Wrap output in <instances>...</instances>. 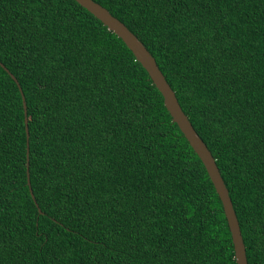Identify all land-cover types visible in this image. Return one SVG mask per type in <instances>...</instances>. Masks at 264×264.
I'll list each match as a JSON object with an SVG mask.
<instances>
[{
  "label": "trees",
  "instance_id": "1",
  "mask_svg": "<svg viewBox=\"0 0 264 264\" xmlns=\"http://www.w3.org/2000/svg\"><path fill=\"white\" fill-rule=\"evenodd\" d=\"M94 1L154 56L264 264V0ZM0 62L29 132L27 168L0 65V264H236L201 160L100 20L75 0H0Z\"/></svg>",
  "mask_w": 264,
  "mask_h": 264
},
{
  "label": "water",
  "instance_id": "2",
  "mask_svg": "<svg viewBox=\"0 0 264 264\" xmlns=\"http://www.w3.org/2000/svg\"><path fill=\"white\" fill-rule=\"evenodd\" d=\"M92 15H94L98 20L102 22L103 25L107 27L108 30L115 33L126 45V47L132 52L135 59L142 65V67L147 71L152 83L158 89L163 97V104L168 111L173 122L177 124L183 136L188 141L189 145L193 151L197 154L198 158L201 160L214 188L221 200L223 212L227 221V225L231 234V241L234 250V259L236 264H248L245 245L243 237L241 234V229L239 222L232 205L231 198L229 196L228 188L226 187L224 180L221 176L219 168L216 164L215 158L211 151L208 149L206 143L199 136L197 131L194 129L192 123L188 119L185 112L182 110L178 99L171 88L170 84L167 82L164 74L158 67L154 56L145 47L143 42L116 16L111 14V12L102 6L100 3L94 0H75ZM0 65L8 72L11 78L16 82L22 99V105L24 109V123L26 132V145H27V168H28V125L26 116V101L21 90L20 84L18 83L16 77L0 62ZM27 185L29 186V191L32 198L35 201L34 194L32 192L30 181L27 173ZM37 204V203H36ZM38 210L41 212L40 208Z\"/></svg>",
  "mask_w": 264,
  "mask_h": 264
}]
</instances>
